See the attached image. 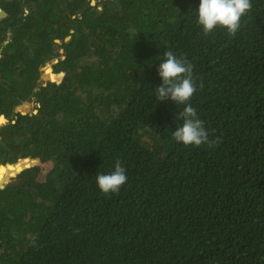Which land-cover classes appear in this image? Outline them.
I'll list each match as a JSON object with an SVG mask.
<instances>
[{
	"label": "trees",
	"instance_id": "16d2710c",
	"mask_svg": "<svg viewBox=\"0 0 264 264\" xmlns=\"http://www.w3.org/2000/svg\"><path fill=\"white\" fill-rule=\"evenodd\" d=\"M251 3L231 37L204 35L200 0H0V264H264ZM168 50L192 63L189 103L217 145L174 140L184 105L155 91ZM117 160L128 180L104 194Z\"/></svg>",
	"mask_w": 264,
	"mask_h": 264
},
{
	"label": "clouds",
	"instance_id": "9594fccd",
	"mask_svg": "<svg viewBox=\"0 0 264 264\" xmlns=\"http://www.w3.org/2000/svg\"><path fill=\"white\" fill-rule=\"evenodd\" d=\"M251 9V0H200L197 24L202 26L204 35L220 28L226 29L229 36L235 37L241 29L242 17ZM163 57L157 68L162 83L155 88L156 99L171 100L176 105H184L183 110L176 116L182 124L174 130V140L186 147L217 145L220 138L217 137L215 141L209 138L205 122L198 117L197 109L189 103L197 91L192 63L177 57L171 50L165 51ZM127 180L126 169L120 160L115 162L114 171L96 176V184L104 194H119Z\"/></svg>",
	"mask_w": 264,
	"mask_h": 264
},
{
	"label": "rangeland",
	"instance_id": "374dc122",
	"mask_svg": "<svg viewBox=\"0 0 264 264\" xmlns=\"http://www.w3.org/2000/svg\"><path fill=\"white\" fill-rule=\"evenodd\" d=\"M95 2H96V0H91V4L92 5H94L95 4ZM59 53H63V50L61 49V50H59ZM53 59H55V58H53ZM52 59V60H53ZM52 60L51 61H49L46 65H48L49 63H51L52 62ZM42 72H41V74H40V77H39V82H41L42 81V79L44 78V67H42ZM42 84V83H41ZM29 104V109H28V111H26V113H32V111H35V107L37 106V103L36 102H34V101H31V102H29L28 103ZM15 113H20V112H18V111H16ZM14 113V114H15ZM26 113H21V114H26ZM14 114H13V116H14ZM10 178V177H9ZM8 178V179H9Z\"/></svg>",
	"mask_w": 264,
	"mask_h": 264
},
{
	"label": "water",
	"instance_id": "95a60500",
	"mask_svg": "<svg viewBox=\"0 0 264 264\" xmlns=\"http://www.w3.org/2000/svg\"><path fill=\"white\" fill-rule=\"evenodd\" d=\"M3 15H4V13H3L2 11H0V17L3 16ZM61 58H63V56H61ZM25 168H27V167H25ZM23 169H24V168H23ZM23 169H22V170H23ZM20 171H21V170H20ZM20 171H19V172H20ZM17 173H18V172H17ZM17 173H16V174H17ZM16 174H15V175H16Z\"/></svg>",
	"mask_w": 264,
	"mask_h": 264
}]
</instances>
